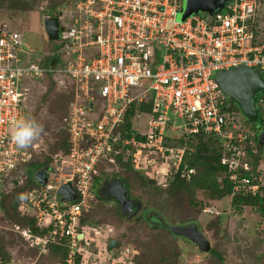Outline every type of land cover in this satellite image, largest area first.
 Returning a JSON list of instances; mask_svg holds the SVG:
<instances>
[{"label":"built area","instance_id":"built-area-1","mask_svg":"<svg viewBox=\"0 0 264 264\" xmlns=\"http://www.w3.org/2000/svg\"><path fill=\"white\" fill-rule=\"evenodd\" d=\"M260 1L227 0L213 14L200 12L179 21L182 0H69L60 12L62 20L68 13L69 23L64 21L59 29L62 47L55 52L63 63L47 67L23 60L27 52L22 32L0 24V177L29 159L28 147L19 148L11 138L12 122L27 118L23 103L30 89L27 82L48 72L66 74L74 82L75 103L65 117L70 152L59 164L61 172L52 180L49 175L46 185L38 183L20 199L21 212L34 216L45 231L37 234L30 227L16 226L31 245L42 252L63 239L67 253L58 264H78L79 256L81 263L95 264L101 252L91 251L89 241L83 244L86 233L79 230V221L95 201L92 185L97 165L115 145L119 146L115 154L131 146L136 159L145 151L166 159L172 156L176 172L185 148L170 147L167 139L202 128L226 138L224 147L231 156L225 161L232 169H250L245 144L253 127L239 115L233 120L228 96L217 78L242 64L264 76V41L259 40L255 25ZM150 100L145 139L113 134L134 102ZM259 100L264 126V97ZM232 178H239L237 171ZM67 182L77 194L71 201L57 193ZM213 211V206L204 208ZM80 232H84L82 240ZM100 242L106 252L108 241Z\"/></svg>","mask_w":264,"mask_h":264},{"label":"trees","instance_id":"trees-1","mask_svg":"<svg viewBox=\"0 0 264 264\" xmlns=\"http://www.w3.org/2000/svg\"><path fill=\"white\" fill-rule=\"evenodd\" d=\"M1 1L2 0H0V2ZM34 1L35 0H7L11 8L21 10L31 7ZM68 2L69 0H63V3L58 8H56L55 5L47 7L48 14H54L53 16L58 21L60 30L63 27L59 18V13ZM48 38L50 41H59L62 45L59 35L57 38H52L50 36H48ZM60 63H63L61 55L53 52L50 56H45L40 62L41 65L46 67L50 65H59ZM57 76H61L63 81L61 80L60 82V77L58 78ZM44 79L49 80L51 83V85L47 87L44 97L53 91L56 83L62 84L60 88L64 91L63 94H67L68 96L65 100L60 98V102L64 104L61 106V108H63L61 117L53 118L57 122L60 120V122L57 125H51L53 122V119H51V123L49 124V126H51L48 130L45 125L42 126L47 134H49L39 136L42 138L41 141H44V148L37 147V143L40 142L38 137L31 146L28 147L30 155L26 164L4 176L6 178L2 181L4 187L1 192L2 199L0 201V210L3 219L11 221L13 224L20 225L24 228L30 227L33 232L37 234H43L45 231H41L34 216L26 215L21 212L19 209V196L29 189L39 186L34 177V174L39 169L47 166L51 168V171H55V166L60 164L69 154L70 132L65 117L69 114L71 107L75 103L74 82L70 76L62 73L48 72L45 74V77L29 81L27 82V85L31 86V89H33V86L36 85L38 81ZM64 82H67L68 86H63V84H65ZM28 97L29 96H26L23 102L25 105L26 117L27 119H34L40 124V119L43 120L45 118L42 107L39 111H37V107L34 110L32 107L29 108ZM263 97L264 92L261 93L257 99V106L259 108L261 107L259 99ZM60 102H57V104ZM228 103V110L232 113V118L235 121L242 111L239 105L229 97ZM137 113L151 114L152 100L142 103L134 102L128 110L124 121L116 127L113 134L115 135L120 132L123 138L135 136L139 140L145 139V132L137 129L132 120ZM245 120L250 125L251 121L246 117ZM258 122L263 126L261 118ZM256 124L258 125V123ZM255 128L257 127L252 128V130L254 129L253 131L260 132ZM184 136L185 135L177 136L174 139L177 141L175 145L178 146L172 147H184L185 153L178 170L175 172L174 169H171L169 171L170 173L168 172L170 185L167 189L162 187V180L158 181L152 176H148L147 171L145 172L141 170L142 166L137 163L133 153L134 150L131 146H123V151L118 154H115V151L119 147L116 145L113 146L111 151H107L97 165L98 173L95 175L92 185L95 201L92 204L91 209L84 213L80 218L79 230L92 228L97 224L90 220V214L98 200H115L102 194L101 188L108 181L117 178L124 182L129 192L134 190V186V188L136 187L140 190L144 188L146 190L150 189V191H146L150 195L161 196L162 199L163 196L166 197V200L163 199V201L159 203L152 201L159 216L156 218L153 217L151 219L152 222L148 221V225L155 234L149 242L144 241V264H180L179 258L182 254V249H180L177 244L175 245L174 241L182 236L174 233L166 225L170 224L169 213L165 212V210H168V207L164 204L168 200L172 204L178 206L177 209H180L181 213H186L187 215L190 214L185 220H182L181 218L175 219L174 222H171L173 225L197 223L204 234V226L206 224L200 219L202 215H210L212 217V219L208 221L209 223H207L209 225L213 223L218 225L221 224L219 217L220 214L216 208L213 212H204L206 206H213L211 200L223 201L230 198L232 207L237 210L251 207L264 216V170L260 168V158L254 155L253 150L249 145V139L245 144L247 148L246 161L251 168L246 170L245 168L240 167L238 170H235L229 166V162L225 161L226 158L230 159L231 156L230 151L225 150L224 147L226 138L215 134H209L202 128L198 130V132L192 133L186 137ZM255 137H257V135ZM171 139L172 138L167 139L166 145H169ZM127 148H131L130 153H127ZM248 155L252 157L251 161H249ZM190 170H192V172H190ZM236 171L238 172L239 178L234 179L232 176ZM245 179L247 181H245ZM237 185L238 188H236ZM255 185H257L258 188L253 190ZM199 194H202L203 197H200ZM117 206L120 208L119 203H117ZM175 212L177 213L178 211ZM119 217L122 219L125 218L122 213H119ZM137 221H142V217H137L136 222ZM115 238L117 239V237ZM23 239L25 243H27L29 249L33 250L35 253H39V257L42 258V260H47L50 264L64 262L67 253V246L63 239H60L55 243H50L42 252H40L35 246L31 245L24 237ZM185 240L188 243L195 245L192 241L186 238ZM122 244L126 253L120 257L121 262L125 264H141L142 259L138 261L139 250L132 244L124 243L123 241ZM2 247L3 246L0 247V259L4 257L7 261L10 258V254L2 251ZM117 252H119V250L108 248L106 254H115ZM210 253L217 256L221 263H223V256L219 252L211 248ZM116 259L119 258H114V260ZM78 264H83L81 263L80 256L78 258Z\"/></svg>","mask_w":264,"mask_h":264},{"label":"rangeland","instance_id":"rangeland-1","mask_svg":"<svg viewBox=\"0 0 264 264\" xmlns=\"http://www.w3.org/2000/svg\"><path fill=\"white\" fill-rule=\"evenodd\" d=\"M62 3L63 0H35L31 7L21 10L11 8L7 0H2L0 2V24H5L12 29L22 32V46L26 50V56L29 60L37 59V62L40 63L45 56L55 52L58 48L61 49L62 45L59 41L49 40L48 35L45 33L43 22L44 17L49 13L47 7L55 5V7L58 8ZM196 3L197 0H182L184 11L177 14V20L185 21L191 16L200 13L199 11L195 12ZM65 17L64 20L59 17L61 24H63L64 21L69 23L67 12ZM255 25L259 40L264 41V0H261L259 3ZM57 77H60V82L61 80L63 81L61 76ZM50 85L51 83L47 79L38 81L36 85L33 86L32 92L28 95L29 108L32 107L34 110L37 107V111H39L42 107L45 118L43 120L40 119L39 122L42 126L45 125L47 130L51 125H57L60 122V120L57 122L53 118L61 117L63 113V108H61V106L64 104L60 101L68 97L67 94H63L64 91L60 88L62 84L59 83H56L53 91L44 97V93ZM63 86H68L67 82L63 84ZM57 102L60 103L57 104ZM245 117L243 112L239 114V118L243 119ZM51 119H53V122L49 126ZM149 119L150 114L137 113L132 120L137 129L146 132ZM257 123L258 125H255L256 123L251 122L250 126L253 128L257 127L255 129L261 132L263 126L260 122L257 121ZM251 131L252 135L249 138V145L254 155L260 158V168L264 170V143H259L255 138L254 135L257 131ZM45 134H47V132L43 129L41 135ZM38 139L40 142L37 143V147L44 148V141H41L42 138L40 137ZM176 142V140L171 139L169 146H178L175 145ZM248 156L249 161H251L252 157L250 155ZM136 161L142 166V171H147L148 176H152L158 181L162 180V187L165 189L169 187V171L173 169L172 166L175 167L174 158L172 156L166 159L161 153L151 155L145 151ZM249 167L251 168L250 165ZM60 172V165L57 164L55 166V171H52L50 174V179L52 180L53 176H58ZM4 178L6 177H0L1 199V192L4 187L2 181ZM49 184H51V182ZM133 189L134 190L130 191V195L135 201V204L141 206L142 212L139 213L137 217H142V221L136 222L137 214L132 212L126 213L125 215L122 213L125 218H120L119 213L121 214V208L117 206L115 200H98L97 203H95L94 209L90 214V220L97 224L92 228L84 229L86 239L83 241V244L88 241L93 244L90 248L91 251L97 254L101 252L100 256L97 257V261H94L95 264H123L121 263V259L118 260L117 263V259L114 260L108 256L103 250L106 245L100 242L104 240L109 242V239H116L115 237H117L116 240H119L121 243L123 241L124 243L134 245L139 250L138 261L142 259L141 264H144V241L149 242L155 234L148 225V221L150 222L153 217L156 218L159 216L152 201L159 203L162 202L163 199L166 200V197L163 196L162 199L161 196L150 195L146 192L150 191V189L146 190L144 188L140 190L136 187L134 188V186ZM199 196L203 197L202 194H199ZM211 202H213V206H215L220 214L221 224H207L209 223L208 221L212 219L210 215H202L200 219L206 224L204 226V235L210 241L211 248L223 256V263H221L217 256L210 253V251L204 252L199 249L196 244L195 246L188 243L185 238L179 237L174 243L182 249V254L179 258L180 264H264V216L251 207L237 210L232 207L230 198L223 201L211 200ZM164 204L168 207V210H165V212L169 213L170 224L177 218L185 220L190 215L181 213V210L177 209L178 206L172 204L169 200ZM175 211H178V214ZM16 226L20 225L13 224L11 221L3 219L0 210V247L3 246L2 251L10 254L9 260L6 261L2 256L3 258L0 259V261H4L8 264H50L49 261L42 260V258L39 257V253H35L33 250L29 249L23 236L21 237L20 234V230L24 227L20 226L19 230ZM124 253H126V250L122 244L121 250L112 254L115 258H119L123 256Z\"/></svg>","mask_w":264,"mask_h":264},{"label":"water","instance_id":"water-1","mask_svg":"<svg viewBox=\"0 0 264 264\" xmlns=\"http://www.w3.org/2000/svg\"><path fill=\"white\" fill-rule=\"evenodd\" d=\"M227 0H197L195 12H206L213 14L214 12L223 8ZM184 11L182 6L180 12ZM44 17V30L46 35L57 38L59 35V23L53 16ZM61 15V14H60ZM217 83L221 90L232 100H234L240 107L243 114L248 120L253 123H257L260 119V109L257 106V99L261 93L264 92V76L256 69L242 64L233 69L222 71L217 78ZM89 107H93V103H89ZM257 125V124H255ZM261 139L264 141V133L260 134ZM110 149V147H109ZM50 167H43L39 169L35 174V180L42 185L48 183ZM128 188L124 182L117 178L105 184L101 188V193L115 198L121 205L126 204ZM57 193L63 200L71 201L77 197L75 189L71 182H67L58 188ZM1 200V197H0ZM174 233L192 241L199 249L204 252L211 250V243L204 233L200 230L197 223L190 224H166ZM84 232L79 233V239L82 240ZM108 248L121 249L122 243L119 240L111 239L108 242Z\"/></svg>","mask_w":264,"mask_h":264},{"label":"clouds","instance_id":"clouds-1","mask_svg":"<svg viewBox=\"0 0 264 264\" xmlns=\"http://www.w3.org/2000/svg\"><path fill=\"white\" fill-rule=\"evenodd\" d=\"M50 15L52 14H49V16ZM42 131V125L36 120L21 118L12 122L11 138L19 148L23 149L31 146L41 135ZM19 199L23 200L25 196L21 194Z\"/></svg>","mask_w":264,"mask_h":264},{"label":"flooded vegetation","instance_id":"flooded-vegetation-1","mask_svg":"<svg viewBox=\"0 0 264 264\" xmlns=\"http://www.w3.org/2000/svg\"><path fill=\"white\" fill-rule=\"evenodd\" d=\"M258 134H259V132H257V135ZM260 142H264V141L261 139ZM112 199H115V198H112ZM116 202L119 203L117 200H116ZM119 205H120V208H121V213H123L124 215L126 213L132 212V213H136L137 214L136 217H137L139 215V213L142 212L141 206L135 204V201L133 200L132 196L130 195V192H128L126 204L121 205L119 203Z\"/></svg>","mask_w":264,"mask_h":264},{"label":"crops","instance_id":"crops-1","mask_svg":"<svg viewBox=\"0 0 264 264\" xmlns=\"http://www.w3.org/2000/svg\"><path fill=\"white\" fill-rule=\"evenodd\" d=\"M59 17H60V15H59ZM53 53H55V52H53ZM51 54H52V53L48 54L47 56H50ZM47 56H46V57H47ZM23 60H25V61H29V59L27 58L26 55L24 56V59H23ZM33 61H36V62H37V59H35V60H33ZM50 66H52V65H50ZM44 77H45V76H44ZM29 88H30V89H29L28 93H31L33 89H31V88H32L31 86H29ZM28 93H27V94H28ZM28 95H29V94H28ZM28 95H27V96H28ZM150 116H151V114H150ZM261 133H262V132H259V134L257 135V137H255L256 139L258 138L257 140H259V141L261 140V136H260ZM177 136H179V135L174 134V136L172 137V139H175ZM258 136H259V137H258ZM262 140H263V139H262ZM260 143L263 144L264 142H260ZM51 173H52V171L50 170L49 175H50ZM37 183H38V182H37Z\"/></svg>","mask_w":264,"mask_h":264}]
</instances>
